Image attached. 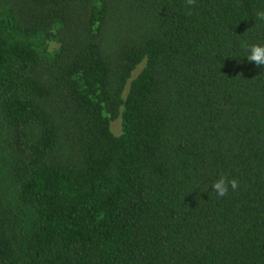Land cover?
Segmentation results:
<instances>
[{
    "label": "trees",
    "instance_id": "trees-1",
    "mask_svg": "<svg viewBox=\"0 0 264 264\" xmlns=\"http://www.w3.org/2000/svg\"><path fill=\"white\" fill-rule=\"evenodd\" d=\"M259 10L0 0V264H264Z\"/></svg>",
    "mask_w": 264,
    "mask_h": 264
},
{
    "label": "clouds",
    "instance_id": "clouds-1",
    "mask_svg": "<svg viewBox=\"0 0 264 264\" xmlns=\"http://www.w3.org/2000/svg\"><path fill=\"white\" fill-rule=\"evenodd\" d=\"M196 0H185V6H194ZM255 19L264 22V10H259L255 13ZM242 47L247 50V61L254 63L256 66H264V44L254 43L248 44L245 42ZM240 182L236 178H229L228 176H220L213 182L212 189L216 193L217 198L225 197L229 190H238Z\"/></svg>",
    "mask_w": 264,
    "mask_h": 264
},
{
    "label": "rangeland",
    "instance_id": "rangeland-1",
    "mask_svg": "<svg viewBox=\"0 0 264 264\" xmlns=\"http://www.w3.org/2000/svg\"><path fill=\"white\" fill-rule=\"evenodd\" d=\"M139 69H140V67L133 73V76L138 72ZM112 130L116 134L119 133V131H120V123H119L118 120L115 123H113Z\"/></svg>",
    "mask_w": 264,
    "mask_h": 264
}]
</instances>
